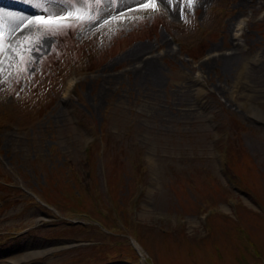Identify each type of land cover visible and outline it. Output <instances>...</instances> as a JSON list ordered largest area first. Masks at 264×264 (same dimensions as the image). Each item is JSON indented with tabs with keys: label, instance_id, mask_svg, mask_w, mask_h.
Here are the masks:
<instances>
[{
	"label": "rangeland",
	"instance_id": "obj_1",
	"mask_svg": "<svg viewBox=\"0 0 264 264\" xmlns=\"http://www.w3.org/2000/svg\"><path fill=\"white\" fill-rule=\"evenodd\" d=\"M36 3L0 0V27ZM156 3L43 39L16 29L0 264H264V0Z\"/></svg>",
	"mask_w": 264,
	"mask_h": 264
},
{
	"label": "snow or ice",
	"instance_id": "obj_2",
	"mask_svg": "<svg viewBox=\"0 0 264 264\" xmlns=\"http://www.w3.org/2000/svg\"><path fill=\"white\" fill-rule=\"evenodd\" d=\"M93 2L105 4V7L99 11L98 16L90 14L88 9L89 0H57L56 4L52 0H37L35 6L42 10L41 13L32 17L22 15L19 18H10L11 29L7 34L0 27V56H3L5 49H7L9 52H15L17 55H20L23 60L22 54L18 51L21 39L16 37V29L21 23H26L25 31L40 32V39H43L44 36L63 34L69 28L83 30L86 25H91L98 18H104L105 13L110 16L111 12L117 7L127 11H132V4H137L150 10L157 7L156 0H93ZM162 2L171 4L172 0H162ZM189 2L193 3L194 0H189ZM60 5H64V7H60ZM156 14L162 15L163 13L157 11ZM3 19L0 16V25H2ZM128 19L130 22L135 23L151 19V16L137 17L135 21H132L131 17ZM23 39L26 40L27 38L24 37ZM24 50L31 53L33 49L25 47ZM36 50L38 51L39 49ZM24 62L29 63L31 60L29 58V60Z\"/></svg>",
	"mask_w": 264,
	"mask_h": 264
},
{
	"label": "bare ground",
	"instance_id": "obj_3",
	"mask_svg": "<svg viewBox=\"0 0 264 264\" xmlns=\"http://www.w3.org/2000/svg\"><path fill=\"white\" fill-rule=\"evenodd\" d=\"M236 57H237V55L234 56V53L231 54V55H226L225 58H224L225 63L228 64V63L232 62V60L235 59ZM151 62H152V61H151ZM151 62H149V67H150V69H152V71H153V70H156V67H155L156 64H155V63H151ZM145 65H146V64H145ZM71 244H74V243H71ZM71 244L68 243L67 245H66V244H63V245L69 246V245H71ZM40 252H43V251H40Z\"/></svg>",
	"mask_w": 264,
	"mask_h": 264
},
{
	"label": "trees",
	"instance_id": "obj_4",
	"mask_svg": "<svg viewBox=\"0 0 264 264\" xmlns=\"http://www.w3.org/2000/svg\"><path fill=\"white\" fill-rule=\"evenodd\" d=\"M229 159V158H228Z\"/></svg>",
	"mask_w": 264,
	"mask_h": 264
}]
</instances>
